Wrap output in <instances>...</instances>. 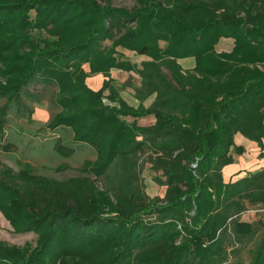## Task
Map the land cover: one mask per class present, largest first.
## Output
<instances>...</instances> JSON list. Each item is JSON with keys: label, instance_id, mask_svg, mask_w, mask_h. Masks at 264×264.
I'll list each match as a JSON object with an SVG mask.
<instances>
[{"label": "trees", "instance_id": "16d2710c", "mask_svg": "<svg viewBox=\"0 0 264 264\" xmlns=\"http://www.w3.org/2000/svg\"><path fill=\"white\" fill-rule=\"evenodd\" d=\"M138 1L127 11L96 0H0L1 113L21 105L32 83L56 86L47 124L71 127L92 147L96 158L81 169L109 185L94 194L68 182L2 176L4 213L39 238L29 250L0 246V264H84L67 258L90 247L86 255L121 264L149 245L158 254L148 264H222L227 245L251 241L253 225L232 219L248 206L264 207V167L227 182L222 169L243 152L237 133L264 148V0ZM105 38L113 39L109 47ZM221 38L233 39L229 51L216 50ZM117 46L149 59L116 61ZM186 57L192 68L178 62ZM111 68L140 77L136 108L119 96ZM94 73L105 77L98 90L85 82ZM150 114L151 125L135 121ZM67 146L57 151L72 154ZM145 153L162 196L149 197L138 183L135 164ZM260 238L248 263L233 264H264Z\"/></svg>", "mask_w": 264, "mask_h": 264}, {"label": "rangeland", "instance_id": "374dc122", "mask_svg": "<svg viewBox=\"0 0 264 264\" xmlns=\"http://www.w3.org/2000/svg\"><path fill=\"white\" fill-rule=\"evenodd\" d=\"M96 2L100 6L111 5L112 7L122 8L127 11H133L135 8L141 6L138 0H96ZM29 13L32 17L33 11ZM135 26L136 23H127V27L134 28ZM115 35L116 37L113 39L118 38L119 34L115 32ZM112 40L105 38L103 45L109 47L112 44ZM158 45L163 47L165 44L163 41H159ZM115 50L117 52L114 56L116 61H124L129 65H139L141 61L149 59L144 54H139L122 46L115 47ZM193 60L192 57H186L178 59V62L183 67L188 64L190 65ZM1 67L2 62H0ZM84 68L86 71L88 70L87 65ZM109 72L113 85L121 99L129 106L136 108L140 104V101L136 98L135 88L140 85V77L128 69L111 68ZM104 79L105 77L102 73H94L88 75L85 82L89 88L98 90L101 88ZM4 80V76L0 74V82H4ZM25 89L32 96L23 97L21 105L18 107L11 104V102L5 115L0 110V114L3 115L1 118L4 121L0 125V178L2 176L12 177L32 184L68 182L73 183L82 190H90L94 194H96L95 191L104 192L109 187L108 183L96 176H91L90 179H87V176H89L88 171L81 169L82 167H86L83 165L85 160L92 162L96 158L95 150L83 142L76 140L71 127L63 125L51 127L47 124L52 116L50 109L52 108V102L57 89L56 86H44L41 83H32L26 86ZM154 96L155 94H152L146 98L142 102L143 106L148 107L153 101ZM104 101L106 102V100ZM5 102L6 98H0V109ZM54 111L52 109V112ZM20 112L23 113L22 116H20ZM125 119L128 121L134 120L130 116H126ZM135 121L138 125L148 126L153 124L154 117L152 114L144 115L136 118ZM61 144H69V147H67L73 149L72 154L65 155L64 153L68 151H65L63 148L58 152L57 147ZM135 171L138 174L140 188H142L146 195L153 198L164 194L165 187L159 186L153 181L152 177L155 172L151 170L147 153L140 155L135 164ZM109 182L113 187L115 186V180L109 179ZM5 200L6 195L0 193V246L27 250L35 247L39 238L38 233L29 230H19V217L8 216L2 209ZM229 220L226 223L231 221ZM232 220L239 221L240 223L250 222L256 230L251 235L252 238L247 243L248 245L242 246L237 243L227 245L228 256L222 264H233L235 261L248 263L251 256L250 249H253L257 242H260L261 234H264V207L248 206L247 209L235 215ZM230 229L231 226L229 225L227 233L233 239L234 235ZM219 231L220 229L216 231V234ZM89 249L91 247L85 250L82 257L75 255L68 257L67 260H78L84 264H108V254L100 257L97 256L100 254L96 253L86 255ZM231 249L233 250L231 251ZM157 254L158 251L154 250V245L145 246L133 258L121 264H148L146 261L153 259ZM140 259L143 260L141 261Z\"/></svg>", "mask_w": 264, "mask_h": 264}, {"label": "crops", "instance_id": "0c3cea01", "mask_svg": "<svg viewBox=\"0 0 264 264\" xmlns=\"http://www.w3.org/2000/svg\"><path fill=\"white\" fill-rule=\"evenodd\" d=\"M233 46V39L221 38L216 44L217 51H229ZM192 63L183 68H192ZM153 123V122H152ZM234 143L237 146L243 148V152L240 155L233 154L234 161L223 167L222 174L224 181H234L239 177L244 176L248 172H253L264 167V148H260L259 145L240 133L234 136ZM264 144V139L262 141Z\"/></svg>", "mask_w": 264, "mask_h": 264}]
</instances>
